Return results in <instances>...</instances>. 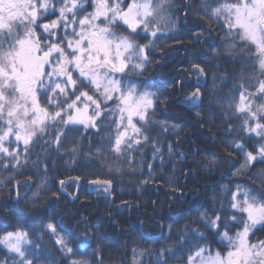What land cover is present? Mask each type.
<instances>
[{
	"label": "snow or ice",
	"instance_id": "obj_1",
	"mask_svg": "<svg viewBox=\"0 0 264 264\" xmlns=\"http://www.w3.org/2000/svg\"><path fill=\"white\" fill-rule=\"evenodd\" d=\"M86 5L93 10L88 12ZM174 7L172 0H0V160L10 158L19 171L21 156L27 162L30 155L29 145L47 137L49 130L54 132L51 144L59 152L66 132L78 131L75 126L82 125L100 134L96 152L89 148L88 155L101 158L107 150L132 167V153L150 140V109L166 98L139 90L128 74L143 73L152 62L150 53L156 41L177 31ZM201 8L204 18L223 19L228 30L224 51L243 62L238 81L222 98L232 115L240 114L246 138L251 140L253 134L259 138L252 151L242 143H225L230 154L242 155L238 171L243 173L254 162L264 164V103H256L257 99L264 101V0H216L215 6L205 0ZM51 16L57 18L42 23ZM168 38L180 39L175 35ZM196 39L198 42L199 35ZM192 67L197 70L198 83L187 102L199 108V77L205 70L199 64ZM158 143L152 140L153 157L160 155L163 164ZM70 151L77 156L79 144ZM84 179L96 185V191L111 195V179ZM253 179L264 185V171ZM16 184L28 187L19 180ZM60 184L63 187L64 181ZM45 186L46 179L41 180L40 187ZM228 195L227 204L221 202L211 215L208 211L199 214L197 227H185L177 238V248H165L158 256L186 250L178 264H264V240L250 242V235L264 231V192L237 185ZM16 196L19 198L18 191ZM233 228L238 230L229 235ZM44 231L55 238L63 257L60 262L38 243L41 236L30 239L21 224L0 236V245L12 254V264H90L83 259L91 247L90 237H76L74 250L55 224L47 223ZM208 235L224 247L223 252L212 249ZM157 264L167 261L158 259Z\"/></svg>",
	"mask_w": 264,
	"mask_h": 264
},
{
	"label": "trees",
	"instance_id": "obj_2",
	"mask_svg": "<svg viewBox=\"0 0 264 264\" xmlns=\"http://www.w3.org/2000/svg\"><path fill=\"white\" fill-rule=\"evenodd\" d=\"M203 2L172 0L177 31L156 41L150 53L152 62L143 73L128 74L139 90L166 98L157 100L155 108L150 109V140L132 153L133 166L117 160L107 150L101 158L88 155L89 148L95 153L101 143L100 134L94 129L77 125L78 131H67L59 152L51 144L54 132L49 130L47 137L29 145L30 155L27 162L21 156L19 171L9 162L10 158L0 160V236L15 231L21 224L30 239L35 241L41 236L38 243L48 250L50 258L60 262L63 257L54 244L55 238L44 231L51 222L69 239L74 250L76 237L85 234L91 238V247L83 257L90 264H157L158 259L178 264L186 250L175 255L158 254L165 248H177V238L186 226H198L201 212L211 215L221 202L227 204L228 192L236 191L237 185L264 192V185L253 179L254 174L264 171V164L254 162L250 170L239 172L242 155L235 151L230 154L225 147L226 142L235 141L252 151L259 138L254 134L251 140L246 138L247 133L240 128V114L232 115L227 101L222 99L238 81L243 62L224 51L228 30L223 19L217 22L204 18ZM206 2L215 6L216 0ZM92 10L87 7L88 12ZM56 18L51 16L42 23ZM172 35L179 37V42L168 38ZM194 64L205 70V75L199 77V108L190 107L187 102L198 83ZM256 103L264 101L257 99ZM152 140L159 141L163 164L160 155L153 157ZM77 143L79 154L73 157L70 149ZM76 177L81 179L74 183ZM84 177L111 179V195L94 191ZM45 179L46 186L40 187ZM16 180L28 187L18 186ZM237 230L233 228L229 235ZM207 240L213 250L224 251L211 235ZM259 240H264V231L250 235V242ZM11 255L0 245V264H12Z\"/></svg>",
	"mask_w": 264,
	"mask_h": 264
},
{
	"label": "rangeland",
	"instance_id": "obj_3",
	"mask_svg": "<svg viewBox=\"0 0 264 264\" xmlns=\"http://www.w3.org/2000/svg\"><path fill=\"white\" fill-rule=\"evenodd\" d=\"M91 189H93L94 191H96L95 189H96V185H93V184H91ZM96 192H102V193H104L103 191H96Z\"/></svg>",
	"mask_w": 264,
	"mask_h": 264
},
{
	"label": "water",
	"instance_id": "obj_4",
	"mask_svg": "<svg viewBox=\"0 0 264 264\" xmlns=\"http://www.w3.org/2000/svg\"><path fill=\"white\" fill-rule=\"evenodd\" d=\"M179 158L181 161H183L185 159L184 155H182V154L179 156Z\"/></svg>",
	"mask_w": 264,
	"mask_h": 264
}]
</instances>
